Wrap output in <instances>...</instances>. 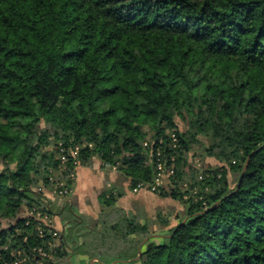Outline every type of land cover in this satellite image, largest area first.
<instances>
[{
	"label": "trees",
	"instance_id": "obj_1",
	"mask_svg": "<svg viewBox=\"0 0 264 264\" xmlns=\"http://www.w3.org/2000/svg\"><path fill=\"white\" fill-rule=\"evenodd\" d=\"M194 146L216 166H192ZM159 158L173 175L155 195L185 214L117 208ZM95 160L126 191L101 193L99 225L51 251L19 213L50 216L49 191L72 210ZM0 221V264H264V0H0Z\"/></svg>",
	"mask_w": 264,
	"mask_h": 264
},
{
	"label": "rangeland",
	"instance_id": "obj_2",
	"mask_svg": "<svg viewBox=\"0 0 264 264\" xmlns=\"http://www.w3.org/2000/svg\"><path fill=\"white\" fill-rule=\"evenodd\" d=\"M176 121H177V124L179 125V128L184 129V124L181 121H179L178 119ZM200 142L202 144H205V140L200 139ZM193 148H194L193 152H191L189 154V158H188V162L192 166H194L197 169L201 168L202 164H209L212 168L214 166H216L212 161L202 158L203 152H202L200 146H194ZM95 161H97V160H95ZM232 181H233L232 177L229 176V182L231 183ZM232 185L233 184L231 183V186ZM123 191H125V190H123ZM49 192L45 193V196L47 199L51 200L50 219L52 220V228L57 233V236L55 238L53 246L59 247L60 245H62L61 240H60V236H61L60 234H62L64 232V229H65V226L61 225V224H60V226L56 227L55 222H54L55 219L59 220L60 222L69 223V226L72 229L79 230L80 233L77 236L76 240H78L82 244V242L85 241V238L91 233V231L88 229L89 228L95 229L96 226L99 225V223H97V222L99 221V214H100L101 206L99 205V207H98L99 213L97 211L95 213L93 212L90 214L86 213L85 216L81 215V218L83 219V221H82V224H80L78 226V225H75L74 223H72L74 220L75 214L77 215L76 206H74L73 209L70 211L67 209L64 210V207H61V205L59 204V199L57 197H55L53 194H49ZM152 194L153 193L145 192V195H147L149 197H151ZM125 196H126V193H125ZM117 203H118V201H117ZM144 203L146 205L142 204L140 206L138 202L137 203L134 201L129 202L128 207H130V208H128L129 212L127 211V213L134 215V216H137V217H140L142 219L143 218L144 219L154 218L158 214L163 213V214L169 215L171 217V219H173V220H174V218L182 217L185 214V208L176 202L169 201L167 203H161L160 204L159 202H153L150 198H148V200H144ZM116 207H117V205H116ZM33 211H35V210H28L27 208H24L19 213V218H25L28 215H30ZM97 213H98V216L96 215ZM93 218H95V220H93ZM96 218H98V220ZM10 223L14 224L13 222L0 221V231L3 229H7L9 227ZM173 224L175 225L176 221H173ZM93 232H95V230H93ZM69 233H71V231H66V238H67L68 243L71 240ZM58 236H59V238H58ZM56 264H68V262H67V259L60 260V261L58 260Z\"/></svg>",
	"mask_w": 264,
	"mask_h": 264
},
{
	"label": "crops",
	"instance_id": "obj_3",
	"mask_svg": "<svg viewBox=\"0 0 264 264\" xmlns=\"http://www.w3.org/2000/svg\"><path fill=\"white\" fill-rule=\"evenodd\" d=\"M127 182L121 177V175L115 170L108 166L100 164L98 161H94L90 168L78 167L74 174V183L69 197L70 209L74 206L77 208V215L75 214L74 220L80 219L81 215L86 213H99V202L98 196L101 193L107 192L109 189H120L126 191ZM147 191H139L137 193H126V196L118 200L117 207L123 209L126 213L129 212V202H138L141 206L144 200L150 198L153 202L167 203L171 200L162 199L157 195L152 194L151 197L145 195ZM146 205V204H145ZM145 207V206H144ZM101 211V210H100ZM98 213L96 214L98 216ZM98 220V218H96ZM95 220V218H93ZM56 227L64 225L65 228L69 226V223L60 222L54 220ZM71 223V222H70ZM73 223V222H72ZM82 256H71L74 264H83L79 262V258ZM90 264V261L89 263Z\"/></svg>",
	"mask_w": 264,
	"mask_h": 264
},
{
	"label": "built area",
	"instance_id": "obj_4",
	"mask_svg": "<svg viewBox=\"0 0 264 264\" xmlns=\"http://www.w3.org/2000/svg\"><path fill=\"white\" fill-rule=\"evenodd\" d=\"M78 151V149H76L74 151V155H76V152ZM61 153H63L61 151ZM61 160V164H65L66 163V156H64V154L61 155L60 157ZM156 174L153 178V181L151 183V185H138L137 188L133 191V193H137L139 191H147L153 194H156L159 192L160 188H164L165 186H167L169 184V176L173 175V170L170 168H167L164 163L161 162L160 158L157 159L156 161ZM58 186V184H57ZM58 187H62V184H60ZM59 194L62 195H66L67 192L66 191H61ZM53 195L55 196V192H53ZM34 217L37 221H38V229H39V235L41 238H43V234L45 233V230L42 229V227H46L47 229V233L49 235H51L52 237L56 238L57 233L53 230L52 228V220L50 219L49 215H45V214H40V212H35L33 211L30 215H28L26 217V219L29 217ZM28 225V222L27 224ZM41 229V230H40ZM59 238V236H58ZM50 246V250L52 251L54 248H58V247H54L52 244L49 245ZM41 251V250H39ZM54 253V251H53ZM42 258H45L46 260H50L52 258V256L50 254H46L45 252H40ZM17 259L13 264H43L44 261L42 262H31L30 258L26 255H22L20 252H18L16 254Z\"/></svg>",
	"mask_w": 264,
	"mask_h": 264
},
{
	"label": "water",
	"instance_id": "obj_5",
	"mask_svg": "<svg viewBox=\"0 0 264 264\" xmlns=\"http://www.w3.org/2000/svg\"><path fill=\"white\" fill-rule=\"evenodd\" d=\"M245 169H246V166L243 168L242 175L244 174V172H245ZM242 175H241V176H242ZM138 257H140V254H138ZM93 262H94V261H93V260H91V261H90V264H93Z\"/></svg>",
	"mask_w": 264,
	"mask_h": 264
}]
</instances>
